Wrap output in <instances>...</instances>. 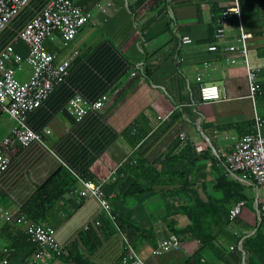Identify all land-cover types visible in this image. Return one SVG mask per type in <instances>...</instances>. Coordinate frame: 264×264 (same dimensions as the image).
I'll return each mask as SVG.
<instances>
[{"label": "crops", "instance_id": "crops-1", "mask_svg": "<svg viewBox=\"0 0 264 264\" xmlns=\"http://www.w3.org/2000/svg\"><path fill=\"white\" fill-rule=\"evenodd\" d=\"M50 1L30 0L10 19L0 31V57L8 47L25 53L20 33ZM235 6L241 10L240 17L229 14L224 39L214 43L215 16ZM85 11L92 14V21L69 47H63L58 34L45 41L46 50L61 58L74 50L81 53L65 82L28 117L29 126L42 135V141L13 148L9 151V168L0 171V264L29 261L30 256L26 258L23 251L4 259L7 249L13 246V238L25 232L24 227L7 223L5 217H16L38 187L64 164L79 176L89 175L97 182L112 175L104 189L110 201L116 203L117 212L152 230L149 235L136 234L132 240L147 264H185L202 242L182 238L184 241L177 242L168 252L153 255L159 243L168 239L169 230L156 214L163 213V193L181 194L165 201L173 202L175 197L186 200L188 193L184 188L200 190L203 198L220 200L222 193L211 190L217 174L212 169L216 154L226 156L241 137L254 129L257 116L264 119V0H91ZM171 17L176 22V32ZM244 33L251 34L246 59L239 53L224 51ZM142 35L146 42L140 45ZM183 36L190 37L192 43L178 48ZM213 44L217 45V52L209 51ZM147 60L156 64L153 71L145 77H132L134 64ZM7 65L15 69L22 83L32 79V69L25 62L10 60ZM249 69L261 70L262 91L255 99L249 97ZM211 83L220 86L225 100L201 103L200 87ZM77 94L92 103L106 97V104L100 110H89L83 120L77 121L67 110ZM3 107L0 104V141L13 126ZM133 126L146 134L136 147L127 138ZM181 133L186 137L182 138ZM138 154L141 159L137 166L129 161ZM166 166L173 171L167 172ZM150 168L153 169L149 171ZM135 173L143 183L153 186L137 202L128 199L125 203L124 193L135 180ZM242 184L246 193L249 188L256 189L257 196L247 194L241 213L228 218V227L217 239L224 256H216L206 247L201 254L202 263L242 264L241 254L230 247L241 236L248 238L255 233L260 224L254 202L264 201L260 199L264 187H256L252 177ZM80 188L77 183L73 190ZM216 207L228 220L222 205ZM103 213L95 199L67 192L51 208L44 223L55 230L58 242L66 250L77 242V250L88 263L116 264L121 259L123 240L119 233L102 236L96 224ZM171 219L178 229L190 224L184 214ZM90 229L100 240L94 250L93 237L81 240V235ZM247 253L246 264H262L254 254ZM49 264L66 263L57 259Z\"/></svg>", "mask_w": 264, "mask_h": 264}, {"label": "built area", "instance_id": "built-area-1", "mask_svg": "<svg viewBox=\"0 0 264 264\" xmlns=\"http://www.w3.org/2000/svg\"><path fill=\"white\" fill-rule=\"evenodd\" d=\"M30 0H0V31L15 15L19 13L23 6ZM239 7H230L222 10L215 16L217 28L214 34L215 40L219 43L225 37L226 28L224 26L229 14H235L240 17ZM92 21V14L84 12L72 0H51L44 10L33 19L25 29L20 33V40L28 49L26 62L32 67L34 74L32 79L23 84L15 77L14 69L7 66V61L13 56V47H8L0 57V104L9 101L4 110L14 120L11 129L12 136H6L0 141V171H5L11 164V157L8 153L17 144L22 147H28L34 142H41V135L31 129L26 123L27 113L37 109L42 101L47 98L48 94L54 89L56 84L65 80L68 70L80 55L76 50L66 59L59 61L58 55L46 50L44 43L46 39H54L56 32L61 36L63 46L66 47L76 38L80 30ZM171 26L174 31H178L174 18H170ZM251 34L244 33L237 38L233 45L224 48L225 52L239 53L245 59L249 48V39ZM141 42H146L145 37L140 36ZM192 43V39L183 36L178 48L185 44ZM209 51L216 52L217 45L213 44L208 47ZM16 61L23 60L20 55H15ZM146 62L140 61L135 64V72L132 76H146ZM260 69H249L247 72L248 85L250 89L249 97L255 99L258 93L262 91L260 81ZM201 103H211L225 100L219 85L211 83L204 84L200 87ZM105 99V98H104ZM104 102L98 100L90 106L94 109L103 107ZM88 102L81 96H76L69 106L71 113L81 120L86 113ZM264 119L257 116L254 129L241 137L234 145L233 149L226 156L222 157L216 154L217 164L222 167L228 177L241 183H246L248 177H252L253 184L256 187H264V134L262 126ZM182 138L186 134L181 133ZM112 175L107 176L100 182L85 181L79 178L81 189L76 193L80 198H93L105 210L112 220H115L113 209L105 192L104 186ZM252 184V183H251ZM71 194H74L72 191ZM245 203H237L232 212L231 218H236L242 211ZM254 208L258 224L264 222V201L254 202ZM6 222H15L17 225L24 227L27 240L36 246L33 255L25 264L44 263L49 264L58 259L59 256L65 255L67 250L60 245L53 228L32 222L26 217H14L7 215ZM123 240V254L121 257L122 264H147L140 256L136 248L132 245L127 233L119 228ZM250 236V235H248ZM247 236V237H248ZM240 237L237 243L230 247L232 251L236 250L241 254L242 264L247 263L248 253L245 250L244 239ZM177 244L172 239L162 240L156 249L152 251L155 256L162 255Z\"/></svg>", "mask_w": 264, "mask_h": 264}, {"label": "trees", "instance_id": "trees-1", "mask_svg": "<svg viewBox=\"0 0 264 264\" xmlns=\"http://www.w3.org/2000/svg\"><path fill=\"white\" fill-rule=\"evenodd\" d=\"M72 1L77 6H79L84 12H88V11H85V7L87 4H89L91 2V0H72ZM163 4H165V1L163 2ZM164 9H165V7H164ZM92 18H93V16H92ZM57 34L60 35L58 32H56V35ZM56 35H55V37H56ZM71 43H70V45H71ZM179 43H178V45H179ZM214 43H218V42L216 41ZM62 45H63V43H62ZM70 45L66 46L65 48L69 47ZM185 45H187V44H185ZM23 46L25 48V50H24L25 53H23V54L17 53V52H15V50L13 48V56L11 57L10 60H13L14 62H17V63L25 62L27 65H29L25 60V58L27 57L28 49L25 45H23ZM44 46H45V43H44ZM75 51L76 50H74L73 52H75ZM73 52L71 54H73ZM80 53H81V51H80ZM55 54H57V53H55ZM71 54H69L68 56H70ZM15 55H20L23 60L16 61L14 58ZM57 55H58L59 61L64 60L68 57V56H66L65 58H61L59 56V54H57ZM77 58H78V56L76 57V59ZM76 59L73 61V63L76 61ZM10 60H8V61H10ZM73 63L71 64V66L68 70V75L70 73V70H71ZM147 63H148V65H147ZM147 63H146L145 72H146V75H149L153 71V69L156 67V64L153 63V61H151V60H147ZM135 64H134V71L133 72H135ZM8 67H10V66H8ZM30 68L32 69L31 66H30ZM12 69H14V68H12ZM14 72H15V69H14ZM32 73L34 74L33 69H32ZM132 73H131V76H132ZM68 75H67V77H68ZM15 77H16V72H15ZM67 77L65 78V80L67 79ZM132 77H136V76H132ZM0 79H2L1 74H0ZM16 79L19 81V79L17 77H16ZM65 80L63 82H65ZM19 82H21V81H19ZM63 82L56 84L54 89L58 85L62 84ZM23 84H25V83H23ZM53 90L48 94L47 98L53 92ZM76 96H81V95L77 94L70 100L68 107H67V110H68V113L71 116H73L77 121H81V120H83V118L85 117V115L87 114V112L89 110L94 109L90 105L95 103V102H93V103L89 102L88 100L83 98V96H81L86 102H88L89 106H87V110H86V113L84 114L83 118L81 120H78L69 110V106L71 104V101ZM46 99H44L42 101V103ZM102 99L104 102V105H103V107H104L107 99H106V97H102L101 99H98V100H102ZM42 103H41V105H42ZM8 104H9V101H6L2 105L7 106ZM103 107H101V108H103ZM100 109H95V110H100ZM35 110L27 113V119H26L27 124H28L29 115H31ZM5 113L9 116V114L6 111H5ZM12 121L14 124L13 119H12ZM28 126H29V124H28ZM132 129H133L134 133L131 132ZM129 133H131V134H129ZM129 133L127 135L128 136L127 137L128 142L134 147H136L146 137V134L142 130L137 129L136 126H133L130 129ZM6 136L11 137L12 132L10 131ZM41 140H42V135H41ZM18 146L22 147L20 144H17L14 148H16ZM11 150L12 149H10L9 151H11ZM9 151H8V153H9ZM140 159H141L140 154H138L135 157H132L129 162L133 163L134 165L136 164L138 166V165H140L138 162ZM153 166L154 165L152 164V167ZM147 169H149V167ZM152 169L153 168H150L149 171H151ZM166 169H167V172L173 171L172 167L166 166ZM177 169H179V168L176 167V170ZM212 169L217 172V174L215 176V180L213 182V191L222 193V197L220 200H217L215 198L213 199L211 196H209L207 198H203L200 190L189 189V188L185 189L183 187L184 190L188 193L187 198H185L186 200H180L178 197H175L177 199H175L173 202L169 201V200L165 201V199H167V197H174V195L178 196L181 194L179 192L163 193L162 199H161L162 203L160 204V208H162L163 213L162 214H159V213L156 214L157 215L156 218L162 220V222H164L166 224V227L169 229V230L167 229L168 230L167 238L172 239L176 244H178L177 242H182L183 239L185 240L188 238L199 239L202 242V247H200L199 250H197L191 257H189L185 264H205V263L201 262V257H202L201 254H203V252H204L203 249H205L206 247L209 248L210 250H212L214 252V255L224 256L225 253L221 252L219 249L220 247L217 245V239H218L220 233L229 225L230 221L228 218L231 217V212L233 210L232 209L233 206H235L237 203H239L241 201L244 202V201L248 200L247 193H246V186L244 184L240 183L239 181H236V180L229 178L228 175L225 173L224 169L222 167H220L217 164V162L213 163ZM176 170H175V172H176ZM173 174L174 173L172 172L171 175H173ZM141 176H142V174H141ZM137 177H139V176H137V174H136L135 180L127 187V189L124 193V202L125 203L127 202L128 199H131L132 202H135V201L137 202L144 193H146L152 189V186H153L152 184L143 183ZM79 178L82 180H85V181L97 182V181H94L93 178L89 175L88 176L85 175L84 177L79 176L71 168H69L66 164H64V167L62 166L61 168H59L50 178H48V180L43 185L38 187L35 194L29 199V201L26 204H24L20 208L19 214L16 217H20V216L26 217V218L30 219L32 222L47 226L44 222L47 223L48 214H49V211L51 210V208L55 204H57L59 201H61L63 199V196L67 192L71 194V192L73 191L74 195L77 196L76 192L79 189L75 191V190H73V187L77 183L78 184L80 183ZM108 199H109V202L112 206L113 215L115 216V220H112L111 217L107 215L105 210H103L104 213L102 214L101 217H99V219L97 220V224H96L98 230L101 232V234L104 238H108L109 236H111L114 233H119L121 235V232L119 231V228H120L121 230H124L127 233L132 245L134 246L135 244L133 243L132 240H135V236H137L136 234L149 235L151 233V231H152L151 229L138 226L134 222L133 219H131L130 217L121 215L119 212H117V210L115 208L116 203H114L113 201H110L109 196H108ZM217 204L222 205L224 213L228 216L227 217L228 220L224 219V217L221 214V211L216 207ZM176 214L186 215L190 220V224L187 227L182 228V229L176 228L175 226L177 223L173 219H171V217H173ZM153 218H154V216L152 215V219ZM7 223H9L13 226H15L14 224L17 225V223H15V222H7ZM182 234L186 238L184 236L182 237ZM89 237H93L95 239V241L91 245V247H92L91 249L94 250L100 245V240L98 239L97 234L91 229L89 231L84 232L81 235V240L85 241ZM121 237H122V235H121ZM148 240L150 243H153V239L148 238ZM245 243H246V246H245L246 250L248 252H251L252 254H254L260 260V262L262 264H264V222H262L259 225V227L256 228V231L252 236L246 238ZM76 247H77V242L74 243V245L71 246L70 249L67 250V253L65 255L59 256L58 259H63V261L66 264H87L88 261L84 260L83 254H81L77 250ZM123 249H124V245H123ZM35 250H36V246L27 240V235L23 231V232H20V234L16 235L13 238V246L11 248L7 249L6 258H4V259L7 260V258H12L13 256H15L17 254L18 251H23V253L26 255V258H27V257L33 255ZM122 254H123V252H122ZM140 256H141V254H140ZM121 257H122V255H121ZM88 264H90V263H88ZM116 264H122L121 259Z\"/></svg>", "mask_w": 264, "mask_h": 264}, {"label": "rangeland", "instance_id": "rangeland-1", "mask_svg": "<svg viewBox=\"0 0 264 264\" xmlns=\"http://www.w3.org/2000/svg\"><path fill=\"white\" fill-rule=\"evenodd\" d=\"M211 190H213V189H211ZM263 188L261 189V194H260V199L261 200H263V198H264V194H263ZM257 190L256 189H254V188H249L248 190H247V194H248V196H250V197H252V198H255L256 196H257Z\"/></svg>", "mask_w": 264, "mask_h": 264}]
</instances>
